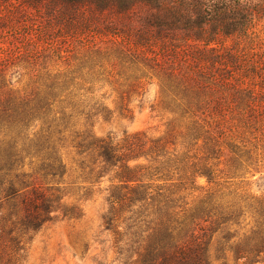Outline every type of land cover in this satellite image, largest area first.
Returning a JSON list of instances; mask_svg holds the SVG:
<instances>
[{"label": "trees", "instance_id": "16d2710c", "mask_svg": "<svg viewBox=\"0 0 264 264\" xmlns=\"http://www.w3.org/2000/svg\"><path fill=\"white\" fill-rule=\"evenodd\" d=\"M22 4L33 11L23 24L25 34L37 39L27 45V55L0 58V211L20 199L26 206L21 227L31 230L50 211L49 197L19 180L12 152L20 136H75L65 110L69 102H80L79 95L69 88L71 78L48 71L64 61V45L74 42L98 58L99 83L122 80L120 97L143 98L145 88L154 86L149 108L164 120L162 137L95 138L81 152L93 159L87 169L79 166L84 182L107 181L103 219L116 236L118 254L128 264H264V194L247 189L264 170V51L253 32L264 19V5L254 0ZM7 13L14 21L15 13ZM0 26L5 27L2 17ZM227 39L233 43L226 45ZM39 46L45 55L37 52ZM15 65L35 72L26 96L7 88V69ZM91 102L83 108L73 104L68 118L84 110L85 116H103L102 104ZM81 190L88 196L93 189Z\"/></svg>", "mask_w": 264, "mask_h": 264}, {"label": "rangeland", "instance_id": "374dc122", "mask_svg": "<svg viewBox=\"0 0 264 264\" xmlns=\"http://www.w3.org/2000/svg\"><path fill=\"white\" fill-rule=\"evenodd\" d=\"M254 2L264 5V0ZM24 5L22 0H0V17L5 26H0V58L27 55V45L36 43L34 34H25L23 24L33 11ZM7 9L15 13L14 21H10L12 14H8ZM18 12H23L21 18ZM253 32L254 40L260 43V52L264 51V19L256 22ZM232 43L230 39L225 42L226 45ZM42 45L45 47V43ZM41 46L37 52L45 55V51H40ZM63 50L64 61L52 65L48 71L60 72L72 79L69 88L79 95L80 102H69L71 105L65 112L67 127L75 124L76 134L70 138L66 137L68 134L53 138L41 136L35 140L27 136L16 138L17 146L12 154L18 162L17 174L22 175L19 180L39 187L42 198L50 199L47 204L50 211L42 213L40 226L31 230L20 224L26 208L24 202L17 199L3 206L0 211V264H128L118 254L116 236L103 219L107 208L103 189L107 181L94 186L84 182L86 178L81 175L79 166L87 169L93 159L81 152L95 138L121 140L140 133L150 140L164 136V120L149 108L156 89L154 86L145 88L143 98L126 94L120 97L118 90L125 88L121 79H112L109 86L99 83L100 67L94 54L79 50L74 42H67ZM104 67L109 71V65L104 63ZM6 75L7 88L16 95L26 96L34 87L35 72L27 65L10 66ZM83 96L86 102H81ZM95 99L105 109L103 116H85L84 110L80 115L71 113L68 118L73 104L83 108L91 106ZM85 121L87 125L83 126ZM82 130H85L84 135H79ZM38 140L40 143L36 144ZM75 145L81 148L76 150L72 147ZM250 182L247 186L250 193L264 194V170L256 173ZM197 183L206 185L203 178ZM90 186L91 194L83 196L81 188Z\"/></svg>", "mask_w": 264, "mask_h": 264}]
</instances>
